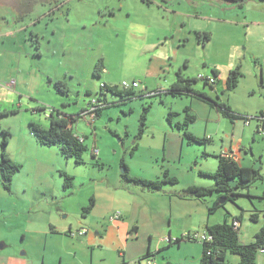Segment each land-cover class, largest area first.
<instances>
[{"label": "rangeland", "instance_id": "1", "mask_svg": "<svg viewBox=\"0 0 264 264\" xmlns=\"http://www.w3.org/2000/svg\"><path fill=\"white\" fill-rule=\"evenodd\" d=\"M8 30L19 34L7 37ZM197 32L209 33V40L202 43ZM31 33L39 37L40 56ZM14 46L21 66L10 65L13 53L2 58ZM163 57L172 74L182 69L190 77H210L212 68L223 72L240 65L242 76L232 91L219 82L217 95L203 81L193 88L228 104L242 118L232 120L194 95L149 96L159 86L168 89L173 80L159 68ZM99 59L104 70L96 77ZM10 68L15 78L19 74L20 84L7 88L15 81ZM48 76L65 82L68 95L48 85ZM122 80L138 81L141 96L104 108L93 122L84 117L72 125L87 145L83 164L64 158L58 146L35 143L30 121L47 127L52 108L79 114L91 97L101 96L103 82L120 88ZM106 99L119 101L111 93ZM41 106L45 111L37 110ZM187 106L195 116L188 130L200 142L189 141L175 126ZM4 112L0 126L12 134L6 151L21 168L10 192L0 178V238L28 264H120L121 252L125 264H136L148 250L159 264H201V242L174 240L205 231L208 219L231 223L238 218L239 240L250 243L264 222V132L257 131L256 120L264 112V0H0ZM236 143L247 159L243 166H258L259 177L239 188L235 201L216 192L202 200L177 196L190 186L213 187L209 174L217 169V156ZM122 162L131 176L154 180L168 170L177 183L165 184L159 192L142 190L123 180ZM62 173L72 177L68 189ZM91 199L94 205L85 213ZM115 213L120 219L112 224L108 217ZM81 228L96 247L82 241L87 234L76 235ZM235 259L239 261L227 253V264H237ZM255 264H264V254H257Z\"/></svg>", "mask_w": 264, "mask_h": 264}, {"label": "trees", "instance_id": "2", "mask_svg": "<svg viewBox=\"0 0 264 264\" xmlns=\"http://www.w3.org/2000/svg\"><path fill=\"white\" fill-rule=\"evenodd\" d=\"M197 37L201 40L202 43H205L209 40V33L207 32H197ZM30 38L33 41L34 48L36 50L35 55L40 56V42L38 35L31 33ZM104 70V65L102 59H99L93 68V75L100 77L102 71ZM213 82H209L210 77H190L184 74L182 69H178L175 72V79L169 85V88L165 91L157 90L148 93L149 96L160 95L162 92L166 94H171L172 96H187L194 95L200 98L201 100L208 102L211 106H214L215 109L220 112L222 115L227 116L230 119L242 118L241 116L235 114L228 104L215 100L212 97L208 96L205 92H198L193 88V85L198 81H203V85L212 87L216 82V77L218 76V70L216 68L211 69ZM242 73L240 70V65H236L234 68L228 71L224 82L225 91H232L238 85L239 79L241 78ZM48 81L53 85L57 93L61 95H68L69 89L65 82L61 80H52L48 78ZM100 97H97L98 102H102L104 105L96 110L95 118L101 114V111L104 108L109 107L110 105L125 103L129 99L141 96L137 94L136 90H122L118 86L107 85L102 83L98 91ZM106 93H111L119 97V101L116 103L110 104L107 102ZM87 95H90L87 92ZM38 111H45V107L41 106L37 108ZM15 112V111H12ZM84 109L76 115H68L60 112L57 109L52 108L47 116L48 126L43 127L37 122L30 121L28 123V130L30 134L34 137L36 143L41 146H58L60 154L64 158H72L76 164H83L84 159L83 155L87 150V145L85 144V139L82 136H79L74 133L72 125L79 119L84 118L82 114ZM7 114V112L0 113ZM174 113L170 112L168 120L171 123ZM264 112L256 117V120L260 122L257 125V131L260 127L264 126ZM145 115L141 117V120L144 121ZM195 120L194 114L191 112L189 106L184 108V118L181 122H176L175 126L183 131L184 136L189 141H198L200 139L192 135L188 128L191 123ZM144 126V123H142ZM141 128V132H142ZM12 134L8 128H3L0 126V178L2 180L3 188L10 192L12 178L15 173H17L21 166L19 163L13 161L7 151L6 147L9 143ZM202 141V140H201ZM96 154L92 153V157H95ZM218 164L217 169L214 173L209 174L215 181L213 187H203V186H190L182 191L177 193L179 198H199L204 199L207 196L212 195L214 192L220 194V196L225 197L228 200L235 201L236 198L240 195L237 192L239 188H247L251 183H253L258 177L259 173L257 170L252 169L251 167H245L239 165V163L231 157L225 155H218ZM123 171L121 177L126 183L132 184L141 188L142 190L159 192L162 191L165 184H176L177 178L171 176L168 170L164 171L163 178L158 179H144L137 176H131L129 174L128 168L121 163ZM64 177L63 187L68 189L72 186V177L68 176L65 173H62ZM235 182V186L230 185V181ZM261 198L264 200V193L261 195ZM93 199L90 200V204L85 207L83 210L85 213H89L93 207ZM264 216V213H263ZM251 219L256 221L258 219L257 214L253 213ZM238 218H234L231 223H228L226 220L222 223L215 224H206L205 231L212 236L211 241L201 242L202 250L200 256L201 264H227L226 255L227 253L235 254L239 257L237 264H255L257 254L260 248L264 247V222L259 230L254 234V240L250 243H241L238 236L239 226H236L234 223L239 222ZM54 232V230H52ZM70 233V232H69ZM184 237L175 239V243H179L183 240ZM189 240V239H187ZM153 254L148 250L146 256H151ZM122 260L120 264H125L123 253L121 252ZM141 260V259H140ZM140 260H137L138 263ZM166 264H171L167 262Z\"/></svg>", "mask_w": 264, "mask_h": 264}, {"label": "crops", "instance_id": "3", "mask_svg": "<svg viewBox=\"0 0 264 264\" xmlns=\"http://www.w3.org/2000/svg\"><path fill=\"white\" fill-rule=\"evenodd\" d=\"M22 1V0H21ZM51 9V8H50ZM33 10V8L30 10V11H32ZM19 11V10H18ZM33 12H34V10H33ZM24 13H25V10H24ZM22 18L25 16L24 14L23 15H20ZM37 21H39V20H37ZM33 23H36V21L34 20V22ZM16 31H14V30H8L5 34L7 35V37H11L12 35H14V37H17V35L19 34V33H17ZM35 33L36 34H38L39 35V33H41L40 31H38V30H36L35 31ZM43 36V35H42ZM43 37H45V36H43ZM4 47V46H3ZM5 48V47H4ZM40 48H41V46H40ZM171 48H173V51H174V49H175V47H172L171 46ZM6 49V48H5ZM18 50H19V48H16V46H14V47H12V49L10 50V48L8 49V50H5L4 51V53L2 52L1 53V55H2V58H4V56L6 55V53H13V57L11 58V63H10V65H12V66H15V65H18V66H21V64H22V61H21V57L20 56H18ZM22 50L23 51H25V54L26 55H29V52H28V49L25 47V46H22ZM161 60H162V63L160 64V66H159V68L162 70V72H164L166 75H167V77L168 76H172L173 78V80L170 82V84L174 81V78H175V73L173 72V74L171 73V71L170 70H168V68L166 67V60H165V58L163 57V58H161ZM166 67V68H165ZM165 68V69H164ZM11 72V75L9 76L10 77V79H13L12 77H14L13 75H12V68H10L9 69ZM218 70V69H217ZM228 71H229V69H227V70H224L223 72L222 71H219L218 70V76L216 77V82H215V84L217 83V82H219V83H221V85L224 87V82H225V79H226V76H227V74H228ZM176 72V71H175ZM16 77L17 78H15L14 77V79H15V84L18 86V84H20V79H19V74H17L16 75ZM49 77V76H48ZM202 77H205V76H202ZM206 77H209V76H206ZM211 77V76H210ZM50 79H52V80H59V79H54V78H51V77H49ZM9 79V78H8ZM165 81H166V79H165ZM43 83V81L41 80L40 81V84H42ZM103 83H106L107 85H110V86H112L111 84H109L108 82H103ZM47 84L48 85H51L50 84V82L49 81H47ZM169 84V85H170ZM215 84H213L212 85V87H210L211 89H210V91L211 92H213V94H216L217 95V87H215ZM157 90H161V91H165V89L163 88V87H158L157 88ZM205 92V91H204ZM206 93V92H205ZM210 96H211V94H209ZM55 109V108H54ZM47 113H49V112H47ZM46 115H48V114H46ZM44 127V126H43ZM211 140V139H210ZM35 141V140H34ZM36 143V142H35ZM37 144V143H36ZM227 153H230V154H232L233 155V157L235 158V160L239 163V165H241V166H243V162H245L246 163V158H244L243 157V155H242V153H241V149H240V145H239V143H236V144H232L231 146H228L227 148H224V149H222V151H221V153L220 154H222V155H225V154H227ZM219 154V155H220ZM111 216L112 215H110L109 217H108V221L110 222V223H112V224H114L115 222H116V220H118V219H115V220H112L111 219ZM120 219V218H119ZM209 220L210 219H208L207 221H206V223H205V225L206 224H215V223H210L209 222ZM239 223V226L241 225V222L239 221L238 222ZM133 232H136V230H133ZM85 234H87L86 235V237L82 240L84 243H87L88 245H92V247H96L95 246V244L93 243V242H91V240H90V236L88 235L89 234V232H88V230L86 231V233ZM77 235V234H76ZM84 235V234H83ZM83 235H81V236H83ZM77 236H79V235H77ZM81 236H79V237H81ZM26 236L24 235V238H25ZM0 239H2V241H3V243H2V245H0V264H28L27 263V261L26 260H24V259H22L21 257H20V255H19V253H18V250H16V248L14 247V246H12L9 242H7V240H6V238H0ZM169 239V238H168ZM235 261L237 262L238 260L237 259H235ZM170 263V262H169ZM136 264H143V261H139L138 263L136 262ZM157 264H159L158 262H157Z\"/></svg>", "mask_w": 264, "mask_h": 264}, {"label": "built area", "instance_id": "4", "mask_svg": "<svg viewBox=\"0 0 264 264\" xmlns=\"http://www.w3.org/2000/svg\"><path fill=\"white\" fill-rule=\"evenodd\" d=\"M199 77H201V76H199ZM208 80L210 83L213 82V79L211 77ZM14 85H15V81L10 80L4 86L8 88V87H13ZM101 86H102V84H101ZM138 87H139V83L136 80H131V81L122 80L120 83V89H122V90H130V89L136 90V88H138ZM103 105L104 104L102 102H98L97 97H91L88 100V102L84 108V112L82 114L84 115V117H88L89 120L93 122V120L95 119L96 110L98 108L102 107ZM46 116H48V115H46ZM262 120H264V118H262ZM248 123H249V121L246 122V124H248ZM259 131L264 132V126L260 127ZM225 156L231 157L235 160L233 155L230 153L225 154ZM119 218H120L119 213H115L114 215L111 216L112 220L119 219ZM234 224L236 226H239L238 222H235ZM86 231H87L86 229L81 228L80 230L77 231L76 234L81 236V235L85 234ZM182 237L189 239V240H193V241H199V242H204V241L208 242V241H211V239H212V236L209 233H207L206 231H203V232H200V231L187 232ZM167 240L170 242V239H167ZM259 252L264 254V247L260 248L258 253ZM143 264H157V262L155 261V257L153 255H151V256L145 257Z\"/></svg>", "mask_w": 264, "mask_h": 264}, {"label": "water", "instance_id": "5", "mask_svg": "<svg viewBox=\"0 0 264 264\" xmlns=\"http://www.w3.org/2000/svg\"><path fill=\"white\" fill-rule=\"evenodd\" d=\"M257 168H258V166H256V165L254 167H252V169H254V170H257ZM230 185L235 186V182L231 180Z\"/></svg>", "mask_w": 264, "mask_h": 264}]
</instances>
